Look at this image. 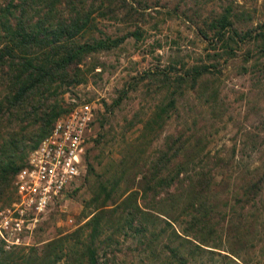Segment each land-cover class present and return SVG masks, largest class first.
Returning <instances> with one entry per match:
<instances>
[{"label": "rangeland", "instance_id": "1", "mask_svg": "<svg viewBox=\"0 0 264 264\" xmlns=\"http://www.w3.org/2000/svg\"><path fill=\"white\" fill-rule=\"evenodd\" d=\"M127 2L133 7L127 11L116 10L118 6L110 4L103 13H94L95 27L78 37L79 42H91L95 38L109 44L121 39L107 48L85 54L75 71L77 83L58 82L51 89L57 102L53 109L57 112L55 120L79 103L88 102L94 108L84 152V172L59 201L46 210L31 233L20 235L21 243L0 238L5 250L37 247L72 231L88 218L92 210L89 204H94L90 200L95 196L100 195L98 200H102L107 192L120 193L140 178L142 172L152 176L158 171V162L155 165L154 161L159 151L170 147L169 140L176 132L188 136L199 150V156L182 167L187 166L184 172L180 171L181 183L177 181L169 188L176 199H184L188 192L190 185L184 178L206 167L210 168V176L214 179L219 178V174L229 175L228 190L233 189L240 175L264 174V66L253 67V60L244 59L242 48L231 55L211 59L209 55L213 50L200 33L223 8H231L233 20L241 28L264 23V0ZM250 54L256 55L255 50ZM200 64L213 65L208 67L213 77L193 83L192 67ZM2 87L0 85V91ZM55 120L46 123L45 129ZM25 123L18 124L12 118L3 127L7 133L13 130L26 138L23 163L30 147L39 140L35 133L30 135V125L26 131L19 130ZM175 163L161 164L162 174L174 173ZM100 184L106 186L102 187L104 191ZM210 190L213 192V186ZM214 190L216 203L210 212L212 225H207L204 237L209 246H203L205 252L196 258L206 264H234L230 259L238 264L264 263V253L254 257L250 249L248 254L242 251L238 258L226 253L224 250L233 242L227 243L221 231V225L249 221L250 213L255 208L260 210L264 205V186L258 200L243 208L231 192L226 193L227 189L220 186ZM13 192L10 189L8 196L0 198V209L10 205ZM147 195L152 196V192ZM162 196L166 197L164 193ZM152 200L147 199L145 206L154 204ZM119 232L108 227L103 237L109 234L110 238L102 237L104 241L98 243L100 252L106 254L108 263L114 259L116 264H137L146 252L139 250L141 247L135 240L125 239L122 231ZM258 237L257 240L263 239L264 233L260 232ZM159 239L155 242L154 254L165 242L164 238ZM256 244L262 247L261 242Z\"/></svg>", "mask_w": 264, "mask_h": 264}, {"label": "trees", "instance_id": "2", "mask_svg": "<svg viewBox=\"0 0 264 264\" xmlns=\"http://www.w3.org/2000/svg\"><path fill=\"white\" fill-rule=\"evenodd\" d=\"M110 4L118 6L115 9L123 12L133 8L127 0H2L0 198L8 196L10 189L14 190V175L23 164L21 160L27 148L24 144L26 138L22 134L3 130L5 122L12 118L18 124L26 122L19 130L26 131L30 125V135L35 133L39 140L48 132L46 123H51L57 115L53 111L57 106L51 93L53 85L58 82L77 83L75 71L83 56L90 51L114 45L121 39L113 40L110 44L103 39L92 38L91 42L78 40L79 36L95 27L94 13H103ZM233 17L231 8H223L206 23V28L200 30L203 39L210 45L209 49L213 50L210 58L215 60L242 48L244 59L253 60V67L264 66V23L241 28ZM253 49L256 55L252 56L250 52ZM208 67L213 65L193 66L192 82L212 78ZM169 141L170 147H163L154 161L155 165L158 162V171L152 176L148 177L142 172L140 178L134 183L132 179L133 184L124 187L120 193L107 192L102 200H98L100 195L95 196L90 200L94 204H89L92 210L83 223L70 232L42 242L40 246L5 250L0 245V264H116L114 259L108 263L109 259L100 252L98 246L104 241L102 237L108 227H114L118 233L122 231L125 239L135 240L141 247L139 250L146 252L147 255L137 264H206L196 256L200 257L205 252L203 246H209L204 237L207 225H212L210 212L216 203L214 188L221 186L227 189L226 193L231 192L243 208L245 204L258 200L264 186V174L253 172L240 175V178L235 179L233 189L228 190L231 184L229 175L217 174L219 178L214 179V176H210V168L206 167L184 178L190 185L188 192L184 199H176L175 195L169 193V188L179 181L180 171L183 169L184 172L187 168L182 167L199 156V150L188 136L180 135L179 132ZM169 149L172 151L169 152ZM169 161L176 162L174 173L162 174L161 164H168ZM99 187L102 191V187L106 188L104 184ZM150 192L152 196L147 195ZM163 193L166 197L162 196ZM169 196L172 197L165 207ZM149 198L153 199L154 204L145 206ZM249 218V221L239 220L221 225L227 243L233 242L232 246L224 250L226 253L237 258L242 251L248 254L249 249L253 251L254 257L264 253V238L256 239L260 232L264 233V205H261L260 210L255 208ZM157 225L159 227L155 231ZM103 238L109 239L110 235ZM159 238H164L165 242L159 247V252L154 254L155 242ZM254 240L261 242L262 247L257 246V242L251 244ZM230 261L238 264L232 259ZM254 264L264 263L256 261Z\"/></svg>", "mask_w": 264, "mask_h": 264}, {"label": "built area", "instance_id": "3", "mask_svg": "<svg viewBox=\"0 0 264 264\" xmlns=\"http://www.w3.org/2000/svg\"><path fill=\"white\" fill-rule=\"evenodd\" d=\"M88 102L58 117L32 148L13 179L14 199L0 209V238L21 243L46 210L84 172V152L94 120Z\"/></svg>", "mask_w": 264, "mask_h": 264}]
</instances>
